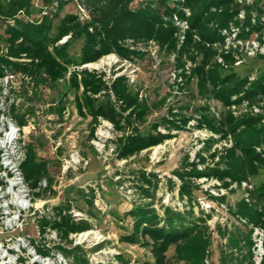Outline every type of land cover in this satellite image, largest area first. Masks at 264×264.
Returning <instances> with one entry per match:
<instances>
[{"label":"trees","instance_id":"1","mask_svg":"<svg viewBox=\"0 0 264 264\" xmlns=\"http://www.w3.org/2000/svg\"><path fill=\"white\" fill-rule=\"evenodd\" d=\"M70 1L73 0H0V79L19 71L33 80L42 74L51 81L68 78L79 114L91 116L89 136H97L96 127L102 120L111 122L120 134L110 141L122 159L175 137L174 131L190 129L189 122L195 119L193 127L207 129L211 135L202 139L194 158L187 150L180 165L173 169L174 177H161L146 169L134 172L131 180L136 197L132 199L139 203L130 210L135 218L134 231L127 239L138 242L139 234L149 238L144 243L151 246L155 264H166L170 245L175 246V257L184 264H208L206 257L212 245L208 221L215 208L206 207L196 194L203 190L199 179L206 178L215 181L204 190L209 200L225 207L237 220L230 229L218 230L226 238L221 264H253V228H264V180L253 185L249 196L244 195L234 205L226 204L222 190L242 189L244 181L264 168V68L254 74L237 72L236 62L242 59V50L228 45L227 38L235 34V40H246L256 35L264 43V0H147L142 5L137 0H78L83 12L62 13ZM175 16L186 20L188 26L183 29ZM78 41L81 46L74 54L71 49ZM152 43L174 55L177 74L182 77L181 82L175 80L178 89H185L196 79L197 97L204 102L170 105L161 119L143 128L150 109L139 90L132 89L128 74L109 76L105 70L87 64L111 53L122 61L135 62L143 56L139 46ZM1 94L0 88V101ZM210 100L218 101L224 109L217 113ZM253 105H261L262 110L255 112ZM66 109L62 97L49 105L48 113L63 116ZM11 113L20 125L28 121L14 105ZM26 148L22 170L30 187L36 189L34 195L39 197L50 190V178L47 187L40 185L49 176L48 165L38 158L33 141ZM162 184L171 198L176 195L173 201L166 202L163 195L158 196ZM81 193L85 195L88 214L94 215L92 209H98L97 201L110 208L94 188L81 189ZM72 207L69 201L42 213L38 219L40 232L56 230L62 240L70 243L56 244L57 250L71 264H89L80 253L84 248L72 245L70 235L89 230L93 224L73 215ZM32 243L42 255H52L47 244L39 246L35 239ZM120 260L128 263L124 258Z\"/></svg>","mask_w":264,"mask_h":264},{"label":"rangeland","instance_id":"2","mask_svg":"<svg viewBox=\"0 0 264 264\" xmlns=\"http://www.w3.org/2000/svg\"><path fill=\"white\" fill-rule=\"evenodd\" d=\"M146 1L137 0L136 3L142 5ZM67 11L83 12V7L78 0H73L67 4L62 13ZM249 40H256V35L250 37ZM80 46L81 42H76L71 51L78 54ZM139 48L143 50V56L135 62L120 61L117 54L111 53L96 62V66L90 65V68L99 71L105 70L109 76H113L118 70L128 74L132 89L139 90L150 109L143 128L161 119L167 113L170 105L182 106L204 102L203 99L197 97L196 79H193L191 85L185 89H178L175 84L176 62L174 55L169 54L166 50H160L153 43L149 46L140 45ZM261 51L256 55L248 54L246 51L242 52V61L236 65V71L240 74L249 72L254 74L258 68H264V58L261 57L264 51ZM17 89L14 92L17 99L14 106L26 115L27 120H33L42 125L41 134L25 133L23 140L25 142L33 141L38 158L47 162L49 170L47 180L51 179V186L50 190L43 191L39 197L34 195L31 190L34 205L29 211L19 214V221L12 232L4 234V237L14 236L13 255L15 257L17 254L24 256V264H71V261L55 247L58 243L68 246L70 243L62 240L56 230L54 232L51 229L41 233L38 219L42 213L48 212L49 209L72 201V208L82 212L77 217L88 219L93 224L89 230L70 235L72 245L80 244L84 248L80 253L82 257L88 259L89 264H124L120 258L127 260V264H145L146 262L155 264L156 257L151 246L144 243L149 238H144L139 234L138 242L127 239V235L134 231L135 218L130 210L139 203L132 199L136 196H133L135 188L131 178L137 169L155 171L161 177L173 176V169L180 165L187 150L191 156L195 155V152L202 146V139L208 135V132H201L198 131V128L193 127L195 119H192L190 129L174 131L177 134L175 137L143 150L130 159H122L117 156L115 145L110 141L116 139L120 134L114 129L111 122L102 120L96 127L97 136L95 138L89 136L91 116L84 117L79 114L73 89H69L68 78L51 81L45 74H42L32 84H22ZM65 92H67L66 96H64ZM5 95L8 97L3 96V100L9 108L11 100L7 101V99L9 97L12 99L14 94L7 91ZM62 97L65 99L67 107L63 116L48 113L49 105ZM210 103L217 113L224 109L216 100H210ZM262 113L264 114V110ZM160 129L166 131L163 127ZM228 144L230 143L228 142ZM75 151H78L79 155L88 161L87 164H80L63 174L64 160L69 158L71 152ZM263 180L264 168H261L258 174L249 177L248 182L258 185ZM199 181L202 182L203 190L196 191L197 196L215 208L214 216L208 221L212 230V245L206 261L208 264H221L220 256L226 238L218 230L230 229L233 224H237V220L225 207L209 200L205 193L204 190L211 188L215 181H206L205 179H199ZM90 188H94L101 194L107 206H110L109 209L104 206L105 204L97 201L99 207L92 209L94 215L87 213L89 207L81 189L89 191ZM214 191L216 190L212 192L214 193ZM167 192L166 185L162 184L158 196L163 195L166 202L173 201L176 195L171 198ZM224 192L226 193V204L234 205L246 195L247 190L242 187L234 192L227 190ZM155 205L162 212L161 205L156 201ZM198 208L196 207L195 210L198 211ZM14 215L17 216L18 213L15 212ZM89 231L91 233L86 234ZM32 239H35L39 246L44 244L50 246L52 255L49 257L38 255L34 246H31L30 240ZM97 244H102L101 248L95 249L94 246ZM20 246L22 247L19 248ZM166 257V264H184L183 261L175 257L174 245H170ZM35 258L39 261L34 262Z\"/></svg>","mask_w":264,"mask_h":264},{"label":"built area","instance_id":"3","mask_svg":"<svg viewBox=\"0 0 264 264\" xmlns=\"http://www.w3.org/2000/svg\"><path fill=\"white\" fill-rule=\"evenodd\" d=\"M172 1L178 2L180 0ZM175 19L183 29L188 26L186 20H179L177 16H175ZM234 38L235 34L232 37H228L227 44L239 46L242 52L246 51L248 54L256 55L257 53H261V50L264 51V43H260L257 37L256 40L252 41L249 39L235 40ZM119 60L121 61V58H119ZM241 61L242 59L238 60L236 63L238 64ZM120 73H122L121 70H118L113 76L115 77ZM175 80L178 82H181L182 80V77L178 76L177 71L175 73ZM33 82L34 80L30 75L21 71L9 72L0 79V88L2 92L0 101V238H2L0 239V264H24L25 261L24 256L17 254L15 257V255L12 253L14 251V248H12L14 236L8 235L4 237V234L12 232L19 221V214L29 211L34 205L31 196V190L33 189L30 187L22 170V163L27 157L26 146L28 143L25 142L23 138L25 133H33L38 135L41 134L42 125L40 123H36L33 120H28L25 125H20L14 115L10 112L11 106L15 105L17 101L14 93L16 90H18L17 88L22 84L30 85ZM7 91H9L10 94H14L12 99L11 97L7 99V101L11 100L9 103V108L3 100V96H6V98L8 97L5 95L7 94ZM253 110L255 112H260L262 107L261 105H253ZM190 123L192 122L190 121L189 124ZM198 131L206 133L208 132L206 137L211 135V132H209L207 129H198ZM191 157L194 158L195 155ZM64 161L65 162L62 166L63 174L71 168L77 167L83 163L87 164L88 162L84 157L79 155L78 151L71 152L69 158H66ZM40 185L43 188L47 187V178H43L40 182ZM242 186L247 190L246 196H249L248 190L253 188V184L248 181H244ZM35 190H33V193ZM224 191L225 190H222V193ZM214 193L218 194L217 191H214ZM202 202L206 207L212 206L209 202ZM15 212L18 213L17 216L14 215ZM71 212L75 216L81 215L79 213H82L75 208H72ZM49 230H51V228L47 229V231ZM252 239L254 242L252 247L253 264H261L264 255V228L261 226H255L252 232ZM30 243L31 246H34L38 255H41L42 257H49L39 253L36 246L32 243V240H30ZM21 247L22 246L19 248ZM36 261H39V259L35 258L34 262Z\"/></svg>","mask_w":264,"mask_h":264},{"label":"bare ground","instance_id":"4","mask_svg":"<svg viewBox=\"0 0 264 264\" xmlns=\"http://www.w3.org/2000/svg\"><path fill=\"white\" fill-rule=\"evenodd\" d=\"M105 62V61H104ZM89 65H91V66H96L97 64H96V62H92V63H89ZM89 233H91V231H89L88 233H86V234H89ZM86 234H83V235H86Z\"/></svg>","mask_w":264,"mask_h":264},{"label":"water","instance_id":"5","mask_svg":"<svg viewBox=\"0 0 264 264\" xmlns=\"http://www.w3.org/2000/svg\"><path fill=\"white\" fill-rule=\"evenodd\" d=\"M88 67H90V65H87Z\"/></svg>","mask_w":264,"mask_h":264}]
</instances>
